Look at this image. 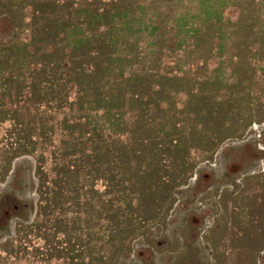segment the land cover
<instances>
[{
	"label": "rangeland",
	"instance_id": "374dc122",
	"mask_svg": "<svg viewBox=\"0 0 264 264\" xmlns=\"http://www.w3.org/2000/svg\"><path fill=\"white\" fill-rule=\"evenodd\" d=\"M0 264H264V0H0Z\"/></svg>",
	"mask_w": 264,
	"mask_h": 264
}]
</instances>
